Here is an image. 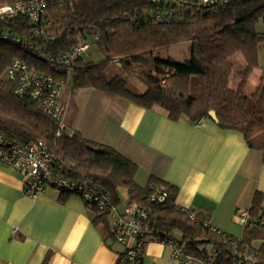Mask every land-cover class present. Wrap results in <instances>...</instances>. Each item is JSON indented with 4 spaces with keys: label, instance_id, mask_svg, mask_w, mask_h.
Wrapping results in <instances>:
<instances>
[{
    "label": "trees",
    "instance_id": "trees-1",
    "mask_svg": "<svg viewBox=\"0 0 264 264\" xmlns=\"http://www.w3.org/2000/svg\"><path fill=\"white\" fill-rule=\"evenodd\" d=\"M14 1L0 0V6ZM260 21L264 23V0L50 2L42 15L43 29L33 37L40 53L56 57L81 43L89 47L75 59L68 73L58 72L26 50L0 39V133L22 143L43 141L60 162L54 165L57 173L98 184L116 205L117 189H126L128 202H138L151 211L146 222L153 234L178 232L176 237L192 255H201L209 245L219 251L218 264H235L225 237H240L248 241L256 264H264V233L260 227L249 223L242 227L241 236L226 233L213 227L204 211L178 207L174 203L176 186L155 176H150L144 186L138 185L134 162L76 130L57 135V122L41 112L32 99L18 95L19 80L7 77L12 62L21 59L29 67L61 77L64 87L67 83L72 89L91 87L145 108L157 106L172 120L197 122L209 118L223 130L241 133L248 147L261 151L264 164V66L258 60L264 31L257 29ZM2 25L31 38L32 27L23 18ZM182 42L190 43L188 58L183 62L158 52ZM93 48L100 57L92 61ZM237 55L244 60L243 73L231 86V59ZM110 65L117 66L121 74L108 78ZM255 69L259 71L258 83L247 95L248 78ZM132 79L141 82L144 89L136 90L130 84ZM160 191L166 192L164 201L152 202L151 196ZM67 194L61 191L60 199ZM262 200V193L255 191L247 209L250 218L258 214L264 217ZM85 203L96 211L94 225L107 230V214ZM189 213L195 218L191 219ZM47 257L41 264H46Z\"/></svg>",
    "mask_w": 264,
    "mask_h": 264
},
{
    "label": "crops",
    "instance_id": "crops-1",
    "mask_svg": "<svg viewBox=\"0 0 264 264\" xmlns=\"http://www.w3.org/2000/svg\"><path fill=\"white\" fill-rule=\"evenodd\" d=\"M258 60L264 66L263 45ZM60 100L66 132L76 130L130 159L140 186L150 176L176 186L174 203L204 211L213 227L241 236L238 215L250 207L255 191L263 195L264 210L262 154L238 131L223 130L209 118L172 120L157 106L145 108L91 87L72 89L69 83ZM117 197L119 207L129 201L124 188L117 189ZM95 216L78 195L68 193L61 200L51 187L31 199L23 192L22 175L0 165V264H41L47 256L46 264H117L123 246L109 229L94 225ZM141 264L178 263L167 245L148 241Z\"/></svg>",
    "mask_w": 264,
    "mask_h": 264
},
{
    "label": "built area",
    "instance_id": "built-area-1",
    "mask_svg": "<svg viewBox=\"0 0 264 264\" xmlns=\"http://www.w3.org/2000/svg\"><path fill=\"white\" fill-rule=\"evenodd\" d=\"M57 0H15L11 4L0 6V39L26 50L34 57L43 60L54 70L71 72L73 63L81 53L89 47L88 43L75 46L69 53L56 57H47L35 47L33 37L43 29L42 15L48 3ZM179 1V0H152ZM206 1V0H205ZM23 18L27 26L32 27L31 38L10 31L3 27L2 23ZM156 17L154 20H157ZM7 77L11 80H19L16 93L32 99L39 110L57 122V135L65 130L63 120L64 105L60 100L65 81L51 73L29 67L21 59H15L7 70ZM60 162L54 152L47 149L43 141L22 143L7 138L0 133V165L11 167L22 175L23 192L31 199H35L46 187L57 191L78 195L98 210L105 212L108 218L110 237L116 243L123 246L121 258L117 264H141L144 248L148 241H157L167 245L171 251V257L178 264H218L216 258L219 251L209 245H205L201 255L195 256L187 252L179 238L172 232L153 234V229L146 222L150 210L140 203L132 201L123 207L114 204L110 193L96 183L85 179H75L59 174L54 165ZM166 198V192L154 193L150 200L161 203ZM183 208V207H182ZM184 209V208H183ZM190 218L195 215L189 213ZM238 223L241 227L251 224L260 227L264 233V217L250 218L249 211L244 209L238 215ZM17 227L11 228L15 234ZM228 242L229 252L235 264H256V258L250 252L248 241L240 237H225Z\"/></svg>",
    "mask_w": 264,
    "mask_h": 264
},
{
    "label": "rangeland",
    "instance_id": "rangeland-1",
    "mask_svg": "<svg viewBox=\"0 0 264 264\" xmlns=\"http://www.w3.org/2000/svg\"><path fill=\"white\" fill-rule=\"evenodd\" d=\"M257 29L264 31V23L262 21H260L258 23ZM189 44H190L189 42H182V43L174 44V45L169 46L166 49H160L158 52L161 56L168 55L169 57H171L175 61L183 62V61L187 60V58H188ZM99 57H100V54L95 50V48H93V54L91 56V60L92 59L97 60ZM231 60L233 63V71H232V75H231L230 80L232 83L231 86H234V82L236 81V79L240 80L242 77L244 60L240 55L233 57ZM115 74H121L119 68L117 66L110 65L106 70L107 77L111 78ZM258 77H259V71L258 70H255L253 72V74L250 75L249 84L245 89V93L247 95H249L255 89L256 81H258ZM130 84L136 90H138L137 86L143 85L137 79H132ZM257 244H258V242L255 241V245H257Z\"/></svg>",
    "mask_w": 264,
    "mask_h": 264
}]
</instances>
